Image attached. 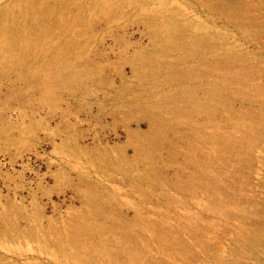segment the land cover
Wrapping results in <instances>:
<instances>
[{
	"label": "rangeland",
	"instance_id": "374dc122",
	"mask_svg": "<svg viewBox=\"0 0 264 264\" xmlns=\"http://www.w3.org/2000/svg\"><path fill=\"white\" fill-rule=\"evenodd\" d=\"M0 1V264H264V0Z\"/></svg>",
	"mask_w": 264,
	"mask_h": 264
},
{
	"label": "bare ground",
	"instance_id": "6f19581e",
	"mask_svg": "<svg viewBox=\"0 0 264 264\" xmlns=\"http://www.w3.org/2000/svg\"><path fill=\"white\" fill-rule=\"evenodd\" d=\"M0 2H1V1H0ZM60 13H61V12H60ZM42 16H44V14H43ZM37 18H38V16H37ZM37 18H36V19H37ZM39 18H40V17H39ZM27 20H28V19H27ZM16 43H17V42H16ZM15 46H16V45H15ZM13 47H14V46H13ZM20 50H21V48H20ZM21 52H22V51H21Z\"/></svg>",
	"mask_w": 264,
	"mask_h": 264
}]
</instances>
